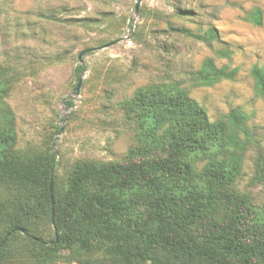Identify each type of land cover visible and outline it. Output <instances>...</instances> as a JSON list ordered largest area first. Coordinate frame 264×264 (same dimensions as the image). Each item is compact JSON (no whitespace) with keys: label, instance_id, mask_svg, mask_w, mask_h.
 I'll use <instances>...</instances> for the list:
<instances>
[{"label":"rangeland","instance_id":"374dc122","mask_svg":"<svg viewBox=\"0 0 264 264\" xmlns=\"http://www.w3.org/2000/svg\"><path fill=\"white\" fill-rule=\"evenodd\" d=\"M135 3L0 0V101L14 125L10 152L36 155L52 146L55 178L63 184L75 162L113 163L143 151L128 107L135 94L184 91L210 122L231 110L247 116L239 174L225 192L248 193L251 205L263 209L264 95L256 93L252 70H264V0H141L137 15ZM209 28L218 39L202 42L177 32L203 35ZM208 60L233 79L201 85ZM77 67L84 68L78 92ZM205 163L197 160L196 170ZM202 234L188 231L194 239ZM43 237L53 238L50 228Z\"/></svg>","mask_w":264,"mask_h":264},{"label":"trees","instance_id":"16d2710c","mask_svg":"<svg viewBox=\"0 0 264 264\" xmlns=\"http://www.w3.org/2000/svg\"><path fill=\"white\" fill-rule=\"evenodd\" d=\"M177 32L218 39L215 28ZM252 76L264 95V70L254 67ZM233 77L208 60L199 82ZM128 107L143 151L113 163L75 162L60 184L50 146L36 155L10 152L14 125L0 101V264H264V208L253 207L248 193L225 192L239 174L247 116L231 110L210 122L184 91L138 92ZM199 159L206 163L197 171ZM192 228L201 238L188 235Z\"/></svg>","mask_w":264,"mask_h":264},{"label":"water","instance_id":"95a60500","mask_svg":"<svg viewBox=\"0 0 264 264\" xmlns=\"http://www.w3.org/2000/svg\"><path fill=\"white\" fill-rule=\"evenodd\" d=\"M140 3H141V0H136L135 7H134V13H135V15L138 14V10H139ZM80 58H81V54L79 55V60H80ZM83 74H84V68L82 70L81 77L79 78V83H78L77 88H76V91L77 92L79 91L80 83L82 81V75ZM60 131H61V127H60ZM52 149H53V147L51 146V153H52ZM54 155L56 156V154H54ZM19 232L25 234V231L22 230V229H19Z\"/></svg>","mask_w":264,"mask_h":264}]
</instances>
